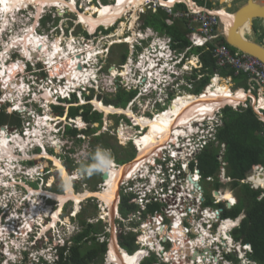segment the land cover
I'll return each instance as SVG.
<instances>
[{"label":"bare ground","instance_id":"bare-ground-1","mask_svg":"<svg viewBox=\"0 0 264 264\" xmlns=\"http://www.w3.org/2000/svg\"><path fill=\"white\" fill-rule=\"evenodd\" d=\"M76 1L75 0H68V1L66 0H0V29H1L0 37L1 38L3 37V40H5L4 36H2L4 30L5 29L10 30V31L13 30L11 26L14 24H17L16 22L19 20L17 17L15 18V15L20 18L27 17L23 15H21L23 17L19 16L20 14L19 11H22L23 8L24 10L25 8L28 9V11H31V9H34V10L36 9L35 10L36 14H34V16H36L35 18H37V15L41 14L44 7H47L48 9L46 10H49L51 8L49 6H54L56 7V11L58 12V15L61 16L64 12L67 11V9H65V5L69 8V10L76 12V9H75ZM145 1H149V0H113L112 4H108L103 7L102 6L97 7L95 4H92L91 0H84L83 4H86L84 7L85 11L82 13H77L78 15L77 22L78 23L82 22V27L87 28L88 31L91 32L92 29L96 27L98 24H102V26L104 25L105 27H107L105 28V30H110L108 28H115V23L119 21L118 19H120L121 16L124 18L129 17V22H128L129 25L127 26L131 30L132 35L128 38L127 42L124 41L122 43H119L117 41L118 44H128V42H132L134 40L135 38L134 36H136V32H137V30L133 29L134 21L137 18L136 9L137 7L143 6ZM158 1H160L162 4L166 6H172L176 2H184L185 4L188 5V7H191L196 10L200 9V7L194 4L193 2L194 0H158ZM225 11L226 10L224 9V7L214 9L212 11V13L220 16L222 23H224V26H225L224 30L227 29V27H229L230 22L233 19V16L230 15L229 12H225ZM129 12L130 14L128 15ZM246 23L245 22L242 23V25L239 28L240 32H242V28L246 25ZM124 25L125 23L124 21H122L120 23V28L117 30L119 33H122ZM100 27L98 28L100 29ZM149 30L146 32L147 34L146 36L152 35V38L150 40L151 45L147 44L146 47L143 46L145 47L144 49L145 53L143 56L141 55L142 57L140 56V58H138L137 61H134L131 57L127 59L123 67L124 69L122 70L123 75L119 78V79H122L126 84H131L130 76L134 74L135 72L141 73V75L146 76L144 78V80L146 81V86H147L146 91H148L149 88L156 85L158 82L160 84L165 83L169 79V76L167 75L165 78H162L160 76V71L163 70V72H167L169 71L171 66L174 64L168 61L167 54L169 55V51H167L165 44L161 42V39H158L157 41V39H155V36L153 35V32H150ZM33 31H35L33 26L31 27L28 26V29L26 30L25 34H22V35L13 34L11 36V39L9 41H6V44L4 41L1 40V42L4 43L5 47L0 50V55L2 58V60H0V83H3V85L5 86L6 84L9 85L6 89V93L4 94V97H8V98L15 97L17 101L16 103L18 104H19V101L23 99V95H24L23 89H26V88L30 89V83H26L23 80L18 78L20 75L18 74V72H16V67H14L15 62L11 59L12 58L11 56L17 55L18 60L22 61L23 58L25 57L24 54L27 53V50H26V47L24 48L20 47L22 56L20 54V50H17V51L13 50L10 52H8L7 50H8V47H12L11 45L12 40H15L14 42L18 44L27 42L28 35L34 34ZM137 34L140 36L139 38L144 37V33L139 34V31H138ZM109 35L113 36L111 33ZM9 36H10V32H9ZM35 36L39 39L41 37L40 35L36 33L33 37ZM121 38H124V37L123 36L120 38L118 37L117 40ZM72 39L73 38L67 39L64 45L62 44L61 37L56 38L54 41H51V42L49 41V48H46V46H43V50L35 51V52L37 51L46 52L44 53V55L40 56V58L42 57V59L40 58L32 59V60L37 59L38 62L44 63L46 68H49V72H53L54 75L57 76V78L59 79L63 76V73H62L63 71L60 69V65L64 63L65 64L64 67H65L66 63L70 65L72 63L71 62L72 60L76 61L75 71L74 73L71 74L69 78H65L66 82H61L60 80L59 81L57 80L56 85L53 87L50 86L51 83L53 84L52 80L44 81L42 84H38L41 78L38 77L33 71L23 66L24 74L26 76H29V78L31 79L33 78L32 83L34 84V87H36L35 88L36 91L40 89L41 90L44 89L46 91V92L42 91L43 94L41 93L42 98L40 99L45 101V102L43 101L42 102L46 103L47 105H50V104L65 105V106L71 105V104L74 105V104H77L79 100L81 101L79 102L80 103L79 105H84L85 99H87V96L92 95L93 90L96 89V92H97V91H104L107 89H111L110 80L104 78V77H107V74L103 73V75L100 76V74H102L101 68L97 70L95 68L96 66H98V64L95 61L97 59L96 58L97 53H95L94 50L96 49H93V51L88 50L85 56L84 55L80 56L82 55L80 54L81 49L78 48L76 44H74ZM45 43L46 42L44 41L42 44L44 45ZM4 49L6 50L4 51V54H2ZM2 55L6 56V58L3 59L4 56L2 57ZM26 55L29 57H33L32 55H29V54H26ZM6 62H8V66H4V63ZM137 63L138 65H136ZM9 68L10 70L8 71ZM21 71L22 70H20L19 73ZM108 71L107 73H109V76L115 77V80L117 77H119L118 73H113L111 69H109ZM142 82L143 80L140 82V84H142ZM33 84L31 86H33ZM64 89H65L66 97H63L62 95L58 94V91H61ZM84 90H86V92H84ZM67 93H68V96H67ZM142 95H146L145 92H143ZM2 97H1V100H2ZM248 98L252 100L255 99V101H257V98H255L254 96L252 97L248 95L246 91L242 90L241 88H237V90H231L228 87V83L225 82L224 80L219 81L218 77H215L213 78L212 81H209V83L204 87V89L198 94L197 93L193 94L192 92H184V93L178 94L177 96H174V99L172 100V103L169 104V107H165L163 112L157 111L158 113L155 112L151 114L150 116H145L147 112L146 110H144L146 108V104L144 106L142 105L143 113L141 115H135L134 112L130 109V107L129 108H117L113 105H103L101 102L97 100V96H95L94 98L95 100L93 99L94 105L98 109H101V111H103L104 113H121V112L123 113L124 112L128 118H131L133 123L129 126L134 128V130L126 129V126L121 125V126H118V129L115 132H116V135L118 136L117 138L120 139L121 143H125L127 141H133L134 147H137L138 157L131 163L124 162L117 169L114 166V164H112V170L106 173L107 176L103 178L104 185L95 191L86 189V190H83L82 192H75L72 186V180L76 179L75 176L70 177L67 174V172L64 170V168L60 167L61 172H62V177L64 179V189L65 190L63 193L53 194V196L55 197L57 196L56 197V199L58 200L57 202H59L61 205H64V203L67 200L73 199L76 202V205H75L76 210L74 211L75 213L77 212L78 207H79V202L82 199H86L88 197H97V199L99 200L102 206L101 207L102 211H100L101 214L103 216L104 215L106 216L108 214V218L112 219L113 216L117 215L115 213H117L116 209L118 205L117 203L118 202V185H119V182L122 181V179L126 176V173L128 172V170H130V175L134 174L135 172L145 173L146 171H148L147 169L148 164L146 163V160H144V159H148L146 155L148 154L150 156V154H152L154 151L160 154L164 152L165 148H167L166 142L168 139H172L174 141L175 137H178L179 135L184 136L185 133H187L188 131L186 128H188L191 131V123H190L191 121L193 120L202 121L208 115L209 116L207 118L211 119L212 116L214 115V112L218 108H220L222 105L224 104L236 105L239 103L243 104ZM91 99H92V96L89 98V100ZM55 101L57 102L55 103ZM255 101H253L254 105L258 104V108L264 107V97H262V95H260V98L257 103ZM31 102L33 103V100ZM40 107L42 108L41 105ZM188 112H191V113H188ZM185 113H188V115H184ZM36 116H38V114ZM45 116H47L46 119L48 120V122L49 120L51 121L53 120L55 122L56 120L60 118L59 116L53 115V114H45L43 116H38L36 118L34 114V116H32V119H36V120L38 119V121H40V119ZM65 118L66 117H64V119ZM209 121H212V120H209ZM138 125L139 126L141 125L142 128L145 129V131L141 133L138 132L137 131ZM36 126L37 125L33 126V129L31 131L29 127L25 135H19L18 133L16 134L12 133L11 135H9L8 133L5 132L4 129H1L0 131V185H1L0 187H4V190L6 191V194L4 195L8 197L9 199H12L15 193L17 194V192L15 191V188L13 187V182L11 181L8 182L9 179H6L4 177L7 175L13 174V171H14L13 167H15V169L18 168V165L14 163L17 159V155H16L17 148L21 150V152L24 155V153L26 152V145L28 143L33 142L34 144L35 143L44 144L43 134L46 132L41 130V127H42L41 125H38V127ZM56 147L58 148L57 142H56ZM175 153L176 152H174V154ZM42 156L47 157V158H50V157L52 158V156H50L44 150L37 157H42ZM6 160L9 162H7ZM138 160L139 162L137 163ZM59 162L58 164H60ZM6 166L13 170L9 172H5L4 167ZM27 173L34 174V173H37V170L34 167L29 168L27 170ZM150 178L151 180H153L152 176ZM253 181L257 185L264 188V171L255 174L253 176ZM191 183L193 184L194 182H191ZM188 187H190V185ZM10 193L12 194V197L9 196ZM46 193L48 192H44L43 189L33 190L31 187L27 188V195L25 196V200L28 199V202L32 205V208L31 209L25 208L29 215L27 216L26 210L24 212L25 215L22 213L21 217L24 220H26V221L23 220L24 221L23 223L25 222L29 223V221L33 219H38L40 222L42 221L43 217L50 216L49 215L50 210L48 206L45 205L43 207V204H42L43 198L40 197L41 194L46 195ZM222 199H230L234 201V197L232 196L231 192L223 195ZM19 202L20 201H17V205H19ZM35 203H37V205H35ZM47 208H48V211L46 210ZM207 212L209 213V211ZM207 212L205 213V216H207L211 220L210 216L212 215L208 214ZM35 213L37 214V218H33V216L36 217ZM57 214H58V211L55 214V216H57ZM177 214H178L177 212L171 214L170 218L173 220V222L176 223V225H179L181 216L177 217ZM198 214H202L203 216L204 213L199 212ZM17 216L18 214L15 215V213H13V214L8 215L9 218L7 217L8 222L12 223V227L10 225L5 226L3 228L0 227V237L4 238V242L2 243L3 244L2 245L3 255H5L6 258L9 260H13L14 258H16L18 251L20 250L21 242L16 241V240L9 241V239L5 237L7 233H9L7 230L9 228L14 227L13 219L18 218ZM172 216H174L175 218ZM208 218H205L204 220V218L201 217V220H198V221L199 222L207 221ZM56 219H58V217H56ZM56 219H54L52 223H47L43 227V231L41 230V232L39 233L42 234L44 230H46L47 228H51V227L54 228V226H56ZM236 222H237V219L223 220L220 223L221 226L219 225L220 226L219 234H223L224 237L229 239L230 237L226 236L228 235L227 229L235 225ZM27 223H26V226L28 225ZM172 224H173L172 226H174V223ZM155 225L159 229V225L154 224L153 227ZM191 230L197 233V235L194 237L195 240L192 239L189 242L191 244V246H189L190 252L193 250L192 245L195 247L202 246L201 248H204V251L199 254L193 251L192 259L189 263L192 264V263L198 262L199 264H212L211 262L212 260L215 262L217 258H214V257L212 258V252L210 250L208 251V249H211L209 248V246L211 245L210 243L213 242L210 236L205 237L206 235H208V233L199 232L198 228H195V227L192 228ZM143 231L147 235H149L148 238H150L154 234L150 232L146 227L143 228ZM223 231L225 234L222 233ZM174 232H178L179 234L183 233L181 226L172 228V233H173L171 235L172 237L175 235ZM218 235L216 236L217 239L219 238ZM110 240L111 242L109 246L112 252L109 251L108 259H111L112 261L114 260V262H116L117 264H138L139 262L138 259H140L142 251H137V252H134L132 255H130L123 248H120V246H117V244L115 245L116 238H115L114 230H112V237ZM174 242H177L181 246H184V243H185L182 240V237ZM207 242H209V246H206ZM175 247L176 246H174V248ZM5 248H7L6 250L7 252L4 251ZM175 251H176L175 252L176 256H181V252H182L181 249L180 250L177 249ZM206 251L208 252V256H206ZM166 260L171 261V256L166 257ZM189 263L183 262L182 264H189Z\"/></svg>","mask_w":264,"mask_h":264},{"label":"built area","instance_id":"built-area-1","mask_svg":"<svg viewBox=\"0 0 264 264\" xmlns=\"http://www.w3.org/2000/svg\"><path fill=\"white\" fill-rule=\"evenodd\" d=\"M193 2L195 5L200 7L199 10L188 7V5L186 9H175V4L179 2H176L172 6H166L158 0L147 1V7L153 9V12L157 8H162L164 11H166L168 15L171 16L165 19V22L167 24L172 23L173 17H183L187 20V27L189 29V32L186 34V36L190 41V46L185 47L184 51H182L181 53H177L178 58H180L183 53L190 47L204 45L206 49L211 50L212 57L214 58L215 65L217 67L212 74L211 81L213 80V78L218 77L219 81L224 80L227 83H231L230 75L223 78L224 75L220 74L219 71L220 69H232L234 75L243 74L246 76L248 87L241 88L242 90H245L248 95L252 97L254 96L255 98H260V95L264 97V63L260 59L249 53L243 52L239 49L231 50L227 46L216 42V39H218L220 35L219 15L212 13V11L207 9L205 5L200 6L196 0H194ZM150 4L152 6H150ZM145 5L146 4L144 3V6ZM136 19H138V16ZM150 32H153L156 35L155 39H157V41L158 39H161V42L165 44L166 48H168V46L171 47L172 39L170 36L160 34L159 32L151 29ZM146 35L147 34L144 33V37H141V40L136 39L135 41H133V43L137 41L142 43V40L146 37ZM149 45L151 44L149 43ZM171 51L172 53L177 52L175 48L171 49ZM167 56L171 57V52H169V55L167 54ZM193 66L198 68V66L196 65ZM189 69L190 68L188 66L183 65L184 74L181 73L178 75V71L174 68V66H171L168 72H173V76H170L168 72H163V70L160 71V76L162 78H165L167 75L169 76L168 80L173 82L170 85V88H176L180 85H184L189 89L191 88L189 86V83H192L193 81V79L191 78L192 72L186 74L187 70ZM191 69L193 68L191 67ZM145 77V75L143 76L141 75V73H137L132 78V80L135 82L136 86L143 80L144 91L146 94L145 96H147L148 91H146L147 86L146 81L144 80ZM200 77L201 75H198L196 77V80ZM168 80L165 83L160 84L158 82V85L156 84L152 86V88L157 87L159 91L157 93V98L147 97V100H149H146L148 104H150L151 101L153 104H157L162 99L161 93L164 92L162 88L168 84ZM120 82L124 83L126 89L130 88V84H126L123 80H121ZM161 86L162 88H160ZM184 92L190 91L178 90L172 93L170 89L168 92L170 103H172L174 96H177L178 94ZM191 92L193 93V90H191ZM142 96V93L138 91V93L128 102V107L132 106L134 101L138 100ZM141 105V110L139 112L140 114L134 113L135 115H141L143 113V107ZM250 105H252L253 107L256 106V110H261L262 112L264 111V107L258 108V104L254 105V102L251 99ZM163 106L169 107L167 103H164ZM235 106L236 105H233V107ZM153 113L155 112H152L151 114ZM146 115L148 114L146 113ZM207 117H205L202 121H191V131L186 128L188 131L184 136L179 135L178 137H175L174 141L172 139L167 140V148H165L164 152L160 154L154 151L152 154H150L149 157H147L148 159H144L148 164V171H146L145 173L135 172L134 174L130 175V170H128L126 176L122 179V181L119 182L118 199L120 200L121 195L130 196L129 201L135 204V209L126 214V216L124 217V215L120 213L118 207L119 215L113 216L111 221L108 218V214L106 216L104 215L106 218H108L109 221V226L105 229V232H111V230L114 229L117 230L116 234L121 232L122 235H138V239L133 240V242L137 245V248L131 253L133 254L134 252L142 251L140 259L142 257L150 256L151 254H153L156 259L153 264H172L171 261L166 260V257H168L171 253L174 254L176 252L172 248L174 241L171 239L170 235L161 236L159 233H157L156 235H154L156 244L153 246H149L148 243L144 242V240H141L140 236L144 227L152 226L154 224H158L162 228L171 230L169 224H172L173 220L170 217L171 214L175 212L178 213L177 216H181L180 223L182 227H184V229L187 231V237L192 235V238L194 240V235L196 234H194V231L191 230L192 227L201 229L200 225H197L199 222L198 220H201V218L197 215L199 212L206 213L207 211H209V213H207L213 216H210V223L201 221L203 223V228H205V230L208 232V235L212 239L219 234V228L221 226L220 223L223 220L237 218L221 216L224 208H229L236 204L237 198L233 192L231 193L234 197V201L216 197L214 192H220L219 190L222 189H214V191L212 190L213 193H211L210 201L207 202V197L204 194V188L201 184L202 180L214 181L215 177L217 181L222 184L230 181V177L227 175L225 168L227 165V162L224 160L225 143H219L216 139V130L220 125H222L221 111L217 109L211 119ZM128 119L129 123L124 124L125 126H129L133 123L131 118ZM117 129L118 127L116 128V130ZM137 131L141 133L145 131V129L140 126L139 129L137 128ZM115 136L117 137V135ZM119 142L121 143L120 140ZM130 143L134 150V155L129 163L133 162L138 157L137 147H134L133 141H130ZM210 143H213L219 148L217 155V158L220 161L219 172L216 176L208 175L206 177H202L201 171L198 167L197 155ZM174 152L176 153L174 154ZM138 162L139 160L137 161V163ZM112 164H114L117 169L123 163L118 164L113 161ZM261 168L262 167L260 166H255L253 168V171H262ZM151 176L153 177V180H151ZM101 181L102 183H100V187L104 185L103 179ZM240 181L249 184V186L252 188H257L258 186L253 181V176L251 173H249L244 179H241ZM191 182L194 183L192 184ZM189 185L190 187H188ZM222 191L224 192V190ZM227 204H229V207H227ZM152 206L156 207L153 210H149V208ZM101 207L102 206L100 205L98 216L104 218V216L100 214V211H102ZM242 216H244V214H241V217ZM126 217H129V219L137 217V220L134 221L133 224H128L123 229H121L120 227L118 228V220H123V218ZM235 226H239V223H235V225L227 229L228 236L230 237L229 239L223 238V236L220 234L219 236L221 237V243H219L218 241H213L209 246V248L211 249H208V251L210 250L212 252V255L217 257L216 264H258V262L249 257V255L253 252L251 245L243 244L240 241L234 240V238L232 237L231 232ZM222 233H224V231ZM117 238L119 241V235H117ZM185 238L186 237H184V240ZM166 239H168L170 242H167ZM167 248H169V251L165 252ZM152 250H154L153 253ZM200 250L201 249H195L194 252H197V254H199L204 251V248L202 249V251ZM236 254L240 259L239 261L233 260L234 258H236ZM190 256L192 257V255ZM111 262H113V264H117L114 261ZM192 264L199 263L196 262Z\"/></svg>","mask_w":264,"mask_h":264},{"label":"rangeland","instance_id":"rangeland-1","mask_svg":"<svg viewBox=\"0 0 264 264\" xmlns=\"http://www.w3.org/2000/svg\"><path fill=\"white\" fill-rule=\"evenodd\" d=\"M102 1H105L108 4H112V2H113V0H102ZM226 1L227 0H224V1L223 0H213L214 8L218 9V8H222V6L224 7ZM229 1L232 2L231 7L225 8V9L230 11V12H232L244 0H233V1L232 0H228L227 2H229ZM81 2H82L81 3L82 4V8H84L85 5H86V4H83L84 0H82ZM144 3L146 4L145 5L146 7L144 5L141 6V7H137L136 16H138V19H135L134 24H133L134 27L132 26L133 29L137 30V32L139 31V34H141L139 29L141 28V24H142L140 15L142 14V12L144 13L147 10L153 11V9L147 7V1H145ZM150 6H152V5L150 4ZM49 7H53V6H49ZM43 9H48V8L44 7ZM55 10L56 9L49 10L51 19L45 20L44 22L41 19L39 21L40 25L38 26L37 25V20H35L36 18L34 19V21L32 23H31L32 20L30 21V18L33 16L32 11H28V9H26V8L24 10V8H23L22 11H19V13H20L19 16L23 15V16H27V17L21 16L23 18H20V17L15 15V18L17 17L19 20L16 22L17 23L16 26H11L12 29H13V32L8 30V32H10V36L6 37L7 40L11 39L12 34H14V35L15 34H18V35L25 34L26 30L28 29V26H30V27L33 26L34 30H35V27H36V31L42 32V33L45 32L47 34V35H44V40L43 41H45V39L48 40V41H46V43L44 45H42L41 50H43V46H46V48H49V41L50 42L54 41L56 38H59V37L62 38V44H65V41L67 39L65 38V36H62V32H66V34L68 35V39L73 38L72 36L70 37V33H69L72 30H73V35H75V39L79 38V40L81 41L82 38H84V37L86 38V31L85 30H87V29L83 28L81 25H76L75 24V22H77V19H76L77 18V13L75 11L68 10V11L64 12L61 16H58V14L56 13ZM83 11H85V8H84ZM44 13H45V11L43 12V14ZM34 14H36V13H34ZM129 14H130V12L128 13V15ZM122 21H124L125 25L123 26L122 33H119L117 30L120 28V23ZM128 22H129V17L128 18L127 17L126 18H124V17L122 18V16H121L119 21L117 23H115V29H113V30H111V32H109L113 36H110L108 33L102 32L103 29L107 28L104 25L102 26V24H98L96 27H94L95 30L98 29L97 32L94 34V36L91 37V38L94 39V43H93V41L89 42L90 44H89V46H86V48L87 49L90 48V50L93 51V49H94L93 46H92L93 44H94V47H96L98 49L103 47L102 51H104V53L103 54L102 53L99 54V56L97 57L98 60H101V63H99V66H102V69H101L102 74H100V76L103 75V73L104 74L107 73V71L109 70L110 65H112V66H114V67L110 68L112 70V72L113 73H118V76L121 77L123 75L122 70L124 68L120 69L119 67L122 66V65H125L127 58L131 57L134 61H136L138 58H140L141 55L142 56L144 55V53H145L144 49L147 46V44H149L150 42L146 43V41H145L144 42L145 44H144L143 42L141 43V42L137 41V42H134V43H136V44H134L133 41H135L136 39H138V37H140L137 34V32H136V36H134L135 38L133 37L134 40L132 42H128V44H118V42L119 43H122L124 41L126 42L128 40V38L132 35V32H130L131 30L127 26V25H129ZM33 23L36 24V25H34ZM77 24H78V22H77ZM100 26H102V27H100ZM98 27L102 28V30H100ZM93 29H92V31H93ZM108 29H111V28H108ZM0 32H1V29H0ZM33 33H35V32L33 31ZM59 34H60V36H59ZM127 34H129L128 37H125V35H127ZM160 34H163V33H160ZM153 35L156 37V35L154 33H153ZM2 36H4V33L2 34ZM41 36L43 37V35H41ZM122 36L124 38H121V39L117 40L118 37L120 38ZM111 37H113V38H111ZM75 39L73 38L72 41L74 42ZM1 40L4 41L5 44H6V40H3V37L2 38L0 37V50L5 47L4 43H2ZM14 41L15 40H12V44H11L12 47H8V50H7L8 52L13 51V50H16V51L20 50L19 44L15 43ZM85 41H87V39H85ZM112 41H114L115 44L113 43L112 46H109L108 51L106 52L105 49L108 47L110 42L112 43ZM20 44H23V43H20ZM74 44H75V42H74ZM140 44H143L142 46H145V47L141 48ZM67 47H68V45H67ZM124 49L127 50V57H126V59L124 61L125 63L121 65L120 62H119V58H120L121 52ZM5 50L6 49L3 50L2 54H4ZM139 50H141V51H139ZM32 51H33V49H32ZM44 53H46V52L45 51H42V52L37 51V52H35L34 55L30 54L33 57L27 56L26 55L27 53L24 54V55H25L26 58L28 57V59L32 60L34 58H40V56L44 55ZM187 54L188 53H186L185 56L186 57L189 56L190 60H186V63H185L184 66H188L190 69L187 70L186 74L194 72V69H196V71L198 73L200 71V69H201V62H200L199 58L197 56H195V55L193 56L191 54H188V55ZM3 56L4 55H2V57ZM4 58H6V56H4L3 59ZM40 59H42V57ZM0 60H2L1 55H0ZM22 62H19V64H18V67H22V68H19V69L17 68L18 71L20 69L22 70L19 73L20 76L18 78L23 80L24 82L30 83L33 78L31 79V81H29V76H26L24 74V71H23L24 68H23ZM34 62L36 63L38 70L43 68V66H41V62L39 63L37 61V59H35ZM71 62L72 63L69 66L66 65L64 67V63L60 65V69L63 71L62 72L63 75H66V78H69L71 76V74L74 73V71H75L76 61L72 60ZM136 65H138V63ZM193 65L198 66V68L194 67ZM4 66H6V63H4ZM39 66H41V67H39ZM191 67H194V68L191 69ZM175 68H176V70L179 73L184 74L183 73L184 72L183 69H179L177 67H175ZM9 70H10V68L8 69V71ZM12 72H13V70H12ZM137 73L138 72H135L134 74H132L130 76V78H131L130 88L126 89L127 92L134 91V95L132 97H134L136 95L135 94V92H136L135 90L140 88V86H136L135 82L132 80V78ZM38 74L39 73L36 72L37 76H38ZM49 75H50V77H54L55 76L53 72H49ZM200 75H202V74H200ZM120 77H117L118 79L116 78V80L119 81ZM104 78L108 79V80H111V76H109V75H107V77H104ZM49 80L53 81V84L52 83L50 84L51 87L56 85V81L57 80L54 79V78H48V79L41 78V80L38 82V84H42L44 81H49ZM115 81H112V82L114 83ZM123 85H124V83H123ZM8 86H9L8 84H6V86H5V85H3V83H0L1 95L3 96L2 97V101L9 99L8 101H12V104H15L17 102L15 97H13V98L4 97V94L6 93V89H7ZM189 86L191 88L188 89L184 85H180V86H178L176 88H170L171 86L165 85V87L162 88V90L164 91L163 94H161L162 99L157 104H153L152 101H151L150 104L147 103V101H149V100H147V97L148 98L149 97L153 98L152 96L154 94V92H152V94H151V88H149L148 89V95L140 97L138 100L134 101L132 106H130V109L134 113L140 114L139 113L140 110H141L140 105H141V103H143L142 104L143 106L145 104L147 105L144 110L147 111L146 113L148 115H145V116H150L152 112H157V111L158 112H163V110L165 108L163 106V104L164 103L169 104V94H168L169 90L171 89L172 93H174V92H176L178 90H188V91L191 92V90L194 87V84L190 82ZM238 86H242V87L245 88L246 87V83H245L243 77L241 78V77H238V76H233V79L231 80L230 88H232V89L234 88L235 89ZM33 87H34V84H33V86H31V84H30V90H35L36 91V89H35L36 87H34V88ZM110 88L111 89H107V90H104V91L96 92V93H98L97 94V100L99 102H101V103L103 102L104 105H109V104H112L113 102L105 104V102L102 99V97L110 99L111 101L115 100V95H116V93L118 91V88H117L116 85H114L113 87L111 86ZM119 89H122V88H119ZM143 90H144V87H143ZM38 91H40V93H42V91L46 92L44 89H42V90L40 89ZM23 92H24V89H23ZM94 94H95V92H94ZM67 96H68V93H67ZM94 98H95V95L92 96V99H91L92 100L91 103L93 104V107L91 108V110L92 111L97 110V113H100V114H98V116L94 114V119L92 121H89V122H84L82 120V125L83 126H80V124L77 121H75V119H72V118L69 119L66 116L68 114H66V112H64L65 114L63 113V117H60L58 120H56L55 121L56 123H59L61 125H64L65 123H67L68 125H70V128H72V127H74L76 125L79 126V127H82V128H78L77 129L78 133L76 135H73V134L67 132L68 130H66L63 133L62 129H61L57 133L56 137L55 136L52 137V142H54V143H52L53 144L52 149H50L53 152L52 158L51 157L50 158L37 157L38 155L29 156L31 161L23 162L24 163V165H23L24 167H21V169L33 166V167L46 168L47 171H49V175L48 176H50V177L48 179H46L44 181V183H41L40 180H39V183L30 182V185L32 187H35V188L38 187L37 189H43L44 192H48V193H46V195H48L46 197H48V198H50L52 200L51 205L49 203H47L48 204L47 206H48V208L50 210V213L52 212V214H49L51 220L48 223H52V221H54V219H56V217H58L60 215V212H61V215H60L61 222L60 223H63L64 225H62L60 223L59 224L57 223V225L54 226L53 231H55V232L52 234L54 237H55V234H57V232H58L59 235H63V232H65V228H67L68 226H69L68 228H75L76 231L79 229L77 232L81 231V227H82L81 221L85 220L86 222L91 221L93 223L101 225L100 226L101 229L97 233H95L96 240L100 242V241L106 239V241L108 242L107 245H109L110 241H111V240L109 241V239H111L112 233L110 231H108L107 233L105 232V229L109 226V221H108V218H106V217H104L106 219H104V218L99 219L98 213H99V209H100L101 203L99 202V200L96 197H88L86 199H82L79 202L78 213L75 216H72L73 214H75L74 211L76 210L75 209L76 202L73 199H72L73 202L67 201V202L64 203V205H61L59 202H57L58 204H56L53 207L54 200L58 201L56 199L57 196L55 197V196H53V194H61L65 190L64 189V179L62 177V172H61V168L60 167L64 168V170L67 172V174L70 177L75 176L76 179L72 180V186H73V190L75 192H82L83 190H86V189L95 191V190H98V188H100L99 185H100V183H102V181H101L102 180L101 179V173H96V174H93V175L89 176V175L83 173V168L87 164L92 162L93 154L96 152V150L98 148H104V149L109 150L110 153H111L112 160L114 162L118 163V164L121 163V162L122 163L129 162L132 159L133 155H134V150H133V148L131 146L130 141H127V142L121 144L119 142L120 139L118 138L119 139L118 140L116 138L115 134H114V133H116L115 131H116V128L118 126H121V125H124L126 123H129V119L127 118L125 113L124 112L123 113L122 112L121 113H104L103 111H101V109H98L94 105V103H93L94 100H95ZM258 100H259V98H257V101H255V99L252 100V101H255L257 103ZM42 101H43L42 99L36 98V100H33V103L30 102L29 105L24 110L28 109L30 112L35 114L36 118L38 116H40V114H43V115L52 114L51 109H50V105L51 104L47 105L46 103H43L45 101H43V102ZM249 101H250V99L248 98L243 104L239 103L238 105L237 104L236 105L237 106H239V105H247V104L250 103ZM56 102L57 101H55V103ZM79 102H81V101L79 100L77 104H74V106H78L80 104ZM18 105L19 104L16 103V105H14L13 107H16V108L20 107ZM40 105L42 106V108L40 107ZM137 105H138V107H137ZM68 106L69 105L65 106L66 107V111L68 109ZM30 108H31V110H30ZM7 110L11 111V108H7ZM36 113L38 114V116H36L37 115ZM188 113H191V112H188ZM188 113H185L184 115H188ZM26 114H27V111L22 112L18 116L7 114L9 116V120H12V119H15V118L22 119V123L20 125L21 127L17 128L16 132L15 133L13 132L14 134L18 133L19 135H22V132H23L24 129L27 131V129L30 127V131H31L33 129V126H35V125H37L36 127H38V125H41L42 126L41 130L47 132V134L49 133L51 128H53V126L49 127V125H51V124H49L48 120L46 119L47 116L41 118L40 121H38V119L37 120L36 119H32V116L30 117V119H31L30 120ZM64 117H66V118L64 119ZM30 122H31V124H30ZM72 122H75V123H72ZM140 126L138 125V129L140 128ZM126 129H129V130L133 129L134 130V128H132L130 126H126ZM56 142L58 144V148L56 147ZM103 143H106L107 145H104ZM31 144H34V143L30 142V143H28L26 145V152L28 150V147ZM24 157H26V156L25 155H22L20 157L17 156L16 161L18 159L24 158ZM83 157H85L84 161L82 160ZM146 157H149V155L147 154ZM82 161H83L82 166H78V164H80V162H82ZM7 162H9V161H7ZM58 162L60 164H58ZM4 168H5L4 169L5 172H9V171L15 169V167H13V169H10L7 166L4 167ZM30 175H32V174H30ZM18 178H20V176ZM35 178H37V176H35L32 179H35ZM213 182L214 181H212V180H210V181L202 180V182H201V184L203 185L204 194H205L206 197L207 196L210 197L211 193H213V191L215 189L213 187ZM28 187H30V186L26 185V188H28ZM19 192L21 194L24 193L23 190H20ZM53 192H55V193H53ZM9 196L12 197V194L10 193ZM43 201L47 202L46 199H43ZM22 202H24V201H20L19 205ZM48 202H51V201H48ZM98 202H99V206H97ZM43 203L44 202H42V204ZM119 204H120V201L118 202V207H119ZM35 205H37V203H35ZM29 208L30 209L32 208L31 204H30ZM48 208L46 209L47 211H48ZM25 210L26 209H24L23 214H24ZM57 211H58V214H57V216H55ZM26 213H27V210H26ZM15 215H16V213H15ZM35 215H36V217L33 216V218H37V214L36 213H35ZM27 216H28V213H27ZM125 216L126 215H124V217ZM109 220L111 221L112 219L110 218ZM136 220H137V217H133L131 219H129V217H126V218H123V220H118V228L120 227L121 229H123L128 224H131V223L133 224L134 221H136ZM38 222H39V220H38ZM56 222H57V219H56ZM3 227L4 226H1V228H3ZM156 227L157 226L155 225L153 228H156ZM9 230H10V228L7 231L9 232ZM41 230L43 231V228ZM41 230H40V232H41ZM109 230H110V227H109ZM112 230H114V229H112ZM184 232H185V230H183V233H180L178 235L175 234L171 239H173V241H176V240H178V239H180L182 237V240H183ZM23 234H24L23 232H20L18 236L19 237L20 236L24 237ZM90 234L94 235V232H91ZM117 235L118 234H116L115 237H116V241L118 242ZM189 237H193V236L190 235ZM72 244H74L73 240H72ZM88 244H90L89 241H87L86 244H83L82 247H84L85 245H88ZM181 254H182V252H181ZM68 255H69V253H68ZM68 255L66 257H64L62 260H58L57 263L58 264H70V260H67L68 259ZM181 256H179V259L182 260L183 258H180ZM65 261H68V262H65ZM183 262H186V261H182V263ZM182 263L180 262V264H182Z\"/></svg>","mask_w":264,"mask_h":264},{"label":"trees","instance_id":"trees-1","mask_svg":"<svg viewBox=\"0 0 264 264\" xmlns=\"http://www.w3.org/2000/svg\"><path fill=\"white\" fill-rule=\"evenodd\" d=\"M196 1L201 5L206 1L207 7H211V2L208 0ZM175 9H186V5L183 2L176 3ZM140 16L142 27H150L159 33L170 36L173 42L172 47L177 51L178 49L182 50L183 48L190 46V41L186 36L189 29L185 18L173 17L172 23L167 24L165 19L170 15H168V13L162 8H157L154 12L147 10L144 13L142 12ZM216 42L234 50L233 47L225 42L223 37L218 38ZM187 53H192L198 56L201 62V69L198 72L199 74H202L201 77L196 81L193 79L196 78L198 74L196 70H194V73L191 75V78L193 79L192 83L194 84L193 92L199 93L203 86L208 83L211 75L217 67L214 58L212 57L211 50L206 49L204 46H192ZM126 56L127 50L124 49L121 52L119 62H124ZM16 72L19 74L18 70H16ZM219 73L222 75H234L232 69H220ZM234 76L243 77L245 81V75L243 74ZM84 92H86V90H84ZM133 94L134 91L127 92L126 90L119 89L115 95L114 101L105 97H102V99L105 104L113 102L112 104L115 106L124 107ZM91 96H93V94L87 96V99ZM102 104L104 105L103 102ZM91 108L92 106L89 103L78 106L71 104L68 106L67 111L65 105H50L53 115L62 117L63 113L66 112V114H68L67 117L78 121L80 126H83L82 120L89 122L94 119V114L97 116L100 114L95 110L92 111ZM221 114L222 125L216 130V139L219 143H225L224 160L227 162L225 168L227 175L230 177V181L222 184L215 179L213 187L215 189H224L225 191H215L214 194L216 197L222 199L223 195L230 193L231 191L236 193V204L232 207L224 208L221 216L235 218L241 213L244 214L239 226L232 230V237L243 244L249 243L253 251L250 254L252 259L258 262V264H264V194L260 196L261 193H263V190L261 188H252L247 183H242L240 181L246 177L253 166L262 165L264 167V121L258 118L257 114L249 104L239 105L236 108L225 105L221 109ZM6 123L20 127L21 119L15 118L9 120V116L0 109V125ZM65 125L66 130H68L67 132L73 135L78 133L76 128H70L68 124ZM103 144L107 145L106 143ZM218 151V146L210 143L197 155L198 167L203 177L208 175L216 176L218 174L220 167V161L217 158ZM83 161L80 162L78 166H82ZM129 199L130 196L128 195H121L120 197L119 210L122 215H126L135 209V204L130 202ZM209 201L210 197L207 196V202ZM155 207L156 206H152L149 210H153ZM81 224V231L73 237L74 244L69 247L67 260H70V264H98L103 259L106 244L105 242L97 241L96 236L91 235L90 233L97 229L99 231L101 225L86 222L85 220H82ZM162 229L163 228L159 226V230L165 234L166 229ZM183 230L184 229H182V231ZM175 233L176 232H174V234ZM118 235L120 246L129 252L132 251L135 247L133 242L135 239L134 235H122L121 232H119ZM87 241H89L90 244L82 247ZM154 260L153 257H150L141 264H151Z\"/></svg>","mask_w":264,"mask_h":264},{"label":"clouds","instance_id":"clouds-1","mask_svg":"<svg viewBox=\"0 0 264 264\" xmlns=\"http://www.w3.org/2000/svg\"><path fill=\"white\" fill-rule=\"evenodd\" d=\"M67 1V0H66ZM76 1V0H75ZM180 3V2H179ZM184 3V2H183ZM185 4V3H184ZM186 5V8H187V4ZM200 6H202L201 4H199ZM207 7V6H206ZM34 8V7H33ZM52 9H54V6L52 7ZM207 9L213 11L212 9H210V7H207ZM32 11V14L33 16L30 18V21L32 20V22L34 21L35 19V16H34V13H35V10L34 9H31ZM45 11V13L43 14V12ZM68 11V10H67ZM123 18V17H122ZM220 18V16H219ZM43 20V22L45 20H48V19H51L50 18V11L49 10H46V9H43L42 10V13L41 14H38L36 20H37V25L39 26L40 23L39 21L40 20ZM77 19V18H76ZM119 20V19H118ZM31 22V23H32ZM142 23V22H141ZM76 25H81V23H78L75 22ZM220 24H221V18H220ZM17 24H14L12 26H16ZM70 28V27H69ZM145 28V29H144ZM149 29L153 30L152 28L150 27H141L139 30H142L140 31L141 33H146ZM150 31V30H149ZM36 34L38 35H47L45 32H38L36 31V27H35V31H34ZM4 39L6 41H9L7 40L6 37L9 36V32L7 29L4 30ZM70 33V37L72 36L74 39H75V35H73V30ZM88 34V35H87ZM94 32H89L88 30H86V38H82L81 41H85V39H87L86 42L84 43H81L80 45L82 44H90L89 42L90 41H93L94 43V39L91 38L92 36H94ZM13 35V34H12ZM129 34L125 35V37H127ZM62 36H65L66 39H68V35L66 34V32H62ZM220 37H223L222 36V33L220 32V35H219V38ZM152 38V35H149V36H146L142 42L144 43L146 41V43H149L150 40ZM188 38V37H187ZM138 39L141 40V38L138 37ZM217 40V39H216ZM74 41H80L79 38L78 39H75ZM145 44V43H144ZM173 44V42H172ZM64 45V44H63ZM92 45V44H91ZM143 44L140 45V47L142 48ZM94 49V52L97 53V56L96 58L99 56V54H103L104 51H102L103 47H101L100 49L94 47V44L92 45ZM201 46H204V45H201ZM167 51L171 52V57L167 56L168 57V61L169 62H174V64L172 66L177 67L179 69H183V65H185L186 63V60H190L189 56H185V54L187 53V51H185L183 53V55L178 58V55L177 53H181L182 51H184L185 48H183L182 50H179L177 52H173L171 51V49H174L171 45L168 46V48H166ZM142 50V49H141ZM139 50V51H141ZM235 50V48H234ZM100 51V52H99ZM191 55L194 56V54L190 53ZM196 56V55H195ZM198 57V56H197ZM128 59V58H127ZM35 60H31V59H28L26 57L23 58V62H22V65L24 67H26L27 69L33 71L35 74L36 72H38V77L40 78H43V79H48V78H54L56 80H60L61 82L62 81H65L64 78H57V76H54V77H50L49 75V68H46V66L44 65V63L41 62V66H43L42 69H37V65L36 63L34 62ZM127 61V60H126ZM40 63V62H39ZM39 66V67H41ZM111 66V65H110ZM194 68V67H192ZM176 69V68H175ZM196 70V69H194ZM168 72V71H167ZM197 72V71H196ZM170 76H173L174 73L173 72H168ZM194 72L191 73V75L193 74ZM181 74L178 72V75ZM199 74V73H198ZM197 74V76H198ZM200 75V74H199ZM196 76V77H197ZM228 76V75H227ZM212 77V75H211ZM211 77L209 79V81H211ZM230 79L232 80L233 79V76L230 75ZM224 78V77H223ZM195 81H196V78H193ZM122 79H120L119 81H115L114 83L111 82L110 85L113 87L114 85L117 86L118 90L119 88H122L123 90H126L125 86L123 85L122 82H120ZM169 81V80H168ZM208 81V83H209ZM245 82H246V76H245ZM144 82H142V84H138L137 86H140V88L136 89L135 91V94L139 92L143 93L145 92L143 90V85ZM173 82L172 81H169L167 86H170ZM207 83V84H208ZM206 84V85H207ZM230 82L228 83V87L230 88ZM247 84V82H246ZM158 85V84H157ZM204 85L203 88L201 89V91L204 89V87L206 86ZM247 86V85H246ZM248 87V86H247ZM26 88V87H25ZM162 88V86L160 87ZM237 88H243L242 86H238L236 87L235 89ZM246 88V87H245ZM194 89V87H193ZM192 89V90H193ZM232 89V88H230ZM234 89V88H233ZM158 88H152L151 87V94L152 92H154L153 96L152 97H156L157 98V93H158ZM200 91V92H201ZM199 92V93H200ZM161 93V92H159ZM194 93V92H193ZM163 94V93H161ZM196 94V93H194ZM198 94V93H197ZM134 95V94H133ZM145 96V95H143ZM142 96V97H143ZM1 97L2 95L0 94V109H2L6 114H9V115H14V116H18L19 114H21L22 112H25L27 111V116L28 118L30 119L31 116H34V113L30 112L28 109L27 110H24L28 105L29 103L32 101V100H36V98H42L41 96V93L38 92V91H35V90H30L28 88L24 89V96H23V99L19 101V105L20 107H13L15 104H12V101H8V100H1ZM133 98V97H131ZM130 98V99H131ZM16 102V101H15ZM129 102V100H128ZM128 102L126 103V105L124 107H121V106H115L117 108H129L128 107ZM250 102V101H249ZM32 103V102H31ZM86 103H89L92 107H93V104L91 103V100L89 99H85V104ZM143 104V103H141ZM169 104H170V101H169ZM168 104V105H169ZM225 105H229L231 107H233V105L231 104H224L222 105L219 109V111H221V109L225 106ZM238 105V104H237ZM237 105L233 108H236ZM250 105V103H249ZM252 109L254 110L255 107H253L251 105ZM7 108H11V111H8ZM31 110V108H30ZM97 111V110H95ZM260 111L263 115H264V111L262 112L261 110H258ZM255 112V111H254ZM38 113V112H37ZM40 114V113H39ZM40 116H43V114H40ZM258 116V115H257ZM258 118L260 120H262V118H260L258 116ZM31 120V119H30ZM84 121V120H83ZM214 121V120H213ZM264 121V120H262ZM86 122V121H84ZM21 123H22V119H21ZM75 123V122H73ZM31 124V122H30ZM49 124H51V126H53V128H51V130L49 131V133L47 134L44 133L43 134V139H44V144H41V143H35V144H31L29 147H28V150L27 152L24 153V155L26 157L24 158H20L18 159L17 161H15L14 163H16L18 165V168L17 169H14V172L12 175H7L5 176L4 178L6 179H9L8 182H13V187L15 188V191L17 192V194L15 193V195L13 196L12 199H9L8 197H6L4 194H6V191L4 190V187H0V227L1 226H8L10 225L12 227V223H9L8 222V219L6 220V218L8 217L9 214H13V213H16L18 214V218H15L14 219V227L13 228H10L9 230V233H7V235L5 237H7L10 240H16V241H19L21 242L20 243V250L18 251V254H17V257L14 258L13 260H9L6 258L5 255H3V249H2V243L4 242V238L0 237V264H58V260H62L64 257H66L69 253V247L72 245V240H73V237L79 233L75 230V228H65V232H63V235H59L58 232L57 234H55V237H53V233L55 231H53V227L51 228H47L42 234H39L40 230L51 220L50 219V216L48 217H43L42 221L38 222L37 219H33L31 221H29V223L25 222L23 223L24 220L21 215L24 211L25 208H29L30 207V204L27 200H25L23 197H25L27 195V188L25 185H29L33 190H37L38 187H32L30 185V182H36V183H39V180L41 183H44V181L46 179H48L50 176L49 175V171H47L46 168H42V167H34V168H40V173L41 175H30L29 173H27V170L29 168H33V166H30V167H26V168H23L21 169V167H24V163L23 162H27V161H31L30 160V157L29 156H33V155H39L42 153V151H46L50 156L53 155V152L50 150L52 149L53 147V142H52V137H56L57 133L62 129V132L64 133L66 131V125H61V124H58L56 122H54L53 120H49ZM3 126V128L1 127ZM70 127V125H68ZM21 127V126H20ZM50 127V126H49ZM19 128L17 126H14V125H11V124H2L0 125V131L1 129H4L6 133H8L9 135H11L13 132L15 133L16 132V129ZM25 128V127H24ZM72 128H76V130L78 128H82V127H78L77 125L72 127ZM44 130V129H43ZM26 134V130L24 129L23 132H22V135H25ZM116 135V133H114ZM117 138V137H116ZM80 139V138H79ZM65 144V143H64ZM18 157L22 156L23 153L21 152V150H19L17 148V154H16ZM87 155V154H86ZM44 157V156H42ZM85 157L82 158V160H84ZM112 157H111V153L109 150L107 149H104V148H98L96 150V152L93 154V160L91 163L87 164L84 168H83V173L84 174H87L89 176L93 175V174H96V173H108L109 171L112 170ZM255 166H260L262 167V171H253V168ZM251 168V170L248 172L252 174V176H254L255 174L257 173H260V172H263L264 171V167L262 165H255ZM247 174V175H248ZM246 175V176H247ZM20 176V178H18ZM35 176H37V178L35 179H32L34 178ZM203 177V176H202ZM102 179V178H101ZM216 179V177L214 178V180ZM244 179V178H243ZM217 180V179H216ZM219 182V181H218ZM243 183V182H242ZM256 184V183H255ZM249 185V184H248ZM16 186V187H15ZM20 187V188H19ZM257 188H261L263 190V193H261L260 196H262L264 194V188L261 187V186H257ZM255 188V189H257ZM20 190H23L24 193L23 194H20ZM224 190V189H223ZM225 191V190H224ZM230 191V190H229ZM233 192V191H231ZM55 193V192H53ZM235 195L236 193L233 192ZM40 197H42L43 199H46L47 202L44 201L43 205L45 206L47 203H49L51 205L52 203V200L48 197H46V195L44 194H41ZM237 198V196H236ZM21 200H25L24 202H22L20 205H17V201H21ZM54 200V199H53ZM48 201H51V202H48ZM67 201H71L72 200H67ZM66 201V202H67ZM57 204V201L54 200V204H53V207ZM98 206V205H97ZM73 211V210H72ZM42 212V211H40ZM44 213V212H42ZM78 213V210L75 214H73L72 216H75L76 214ZM52 214V212L50 213ZM243 214V213H241ZM241 214L239 216H237V222L236 223H239L240 224V221L242 219L241 217ZM29 215V214H28ZM60 215H61V212H60ZM60 215L58 216V219H57V222H56V225L57 223L59 224L61 222V218H60ZM46 216V215H45ZM240 218V219H239ZM100 219V218H99ZM24 220V221H23ZM90 223H93L91 221H88ZM26 223L28 224L26 226ZM6 224V225H5ZM62 225H64L63 223H60ZM236 227V226H235ZM234 227V228H235ZM233 228V229H234ZM23 230V233H24V237L22 236H18L20 232H22ZM62 232V231H61ZM107 233V232H106ZM134 235V234H133ZM135 239H138V235H134ZM192 238V237H191ZM193 239V238H192ZM235 240V239H234ZM167 242H170L168 239H166ZM100 242H105L106 244V249L104 251V254H103V259L100 263L98 264H113V262H111L112 260L111 259H108V256H109V245L108 242L106 241V239L100 241ZM116 242V241H115ZM118 244V246H120V243L119 241L115 243V245ZM244 244H249V243H244ZM134 249L132 251H127L125 248H123L122 246H120V248H123L128 254H132L131 252H133L136 248H137V245L134 243ZM117 247V246H116ZM7 248L4 249L5 252ZM169 251V248L166 249L165 252H168ZM154 252V250H152V253ZM197 253V252H196ZM150 257H153L155 259V257L153 256V254H151L150 256H145V257H142L141 259H139V262L138 264H141L143 261H145L147 258H150ZM250 258H252L250 255H249ZM234 258V257H232ZM234 261H239L240 259L237 257V254H236V258L233 259ZM114 261V260H113ZM156 259L153 261L155 262ZM153 262L151 264H153ZM161 264V263H159ZM162 264H166V263H162Z\"/></svg>","mask_w":264,"mask_h":264},{"label":"flooded vegetation","instance_id":"flooded-vegetation-1","mask_svg":"<svg viewBox=\"0 0 264 264\" xmlns=\"http://www.w3.org/2000/svg\"><path fill=\"white\" fill-rule=\"evenodd\" d=\"M68 1V0H67ZM92 2V4H95L97 7H100V6H106V5H108V3L107 2H105V1H102V0H92L91 1ZM76 5H75V9H76V13H82V11L84 10V8H82V4H81V1L80 0H77L76 1V3H75ZM80 4V5H79ZM52 9V7L49 9V10H51ZM54 9H56V7H54ZM65 9H67V10H69V8L65 5ZM56 11V10H55ZM84 12V11H83ZM56 13L58 14V12L56 11ZM59 16V15H58ZM78 16V15H77ZM263 21V23H264V20H262ZM79 23H81V26H82V22H79ZM87 29V28H86ZM113 29H115V28H111L110 30H105V29H103L102 30V28H100V30H102V32H104V31H106V32H104V33H108V34H110L109 32L111 31V30H113ZM88 30V29H87ZM98 30V29H97ZM97 30H94L93 29V31H94V33H96L97 32ZM10 31V30H9ZM86 31V30H85ZM12 32H13V30H12ZM131 32V31H130ZM35 35V33L34 34H32V35H28V39H27V42H23V44H19V47H26V50H27V54H34V52L36 51V50H40L41 51V47H42V43L44 42L43 40H44V38L41 36L40 37V39L39 38H37L36 36L35 37H33ZM47 38V37H46ZM260 38V40L261 41H263L264 42V34L262 35V36H260L259 37ZM48 41V40H47ZM45 42H46V39H45ZM75 42V44L78 46V48H80L81 49V53L80 54H82V55H80V56H85L86 54H87V51L88 50H90V48L89 49H87L86 48V46H89V44H82V45H80L81 43H84V42H86V41H74ZM90 42H92V41H90ZM127 42V41H126ZM112 43H113V41H112ZM111 42H110V44L108 45V47L105 49L106 50V52L108 51V48H109V46H112L111 44H112ZM32 49H33V51H32ZM100 52V51H99ZM22 52H21V50H20V54H21ZM21 56H22V54H21ZM12 58V60L15 62V64H14V67H16V70H17V68L19 69V68H22V67H18V64H19V62H22V61H20V60H18V58H17V55H13V56H11ZM127 57V56H126ZM96 61V63L98 64V66H99V63H101V60H98V58L95 60ZM125 62H120V64L122 65V64H124ZM65 65V64H64ZM66 65L68 66L69 64L68 63H66ZM71 65V64H70ZM6 66H8V62H6ZM20 66V65H19ZM96 66L95 68H96V70L97 69H99V68H101L102 69V66ZM124 67V65H122V66H120L119 68L120 69H122ZM21 70V69H20ZM19 70V71H20ZM121 72V71H120ZM107 75H109L108 73H106ZM120 77V76H119ZM61 78H66V75H63ZM60 78V79H61ZM111 80L113 81V80H115V77H112L111 76ZM110 80V82H112ZM29 81H31V78H29ZM62 82H66V81H62ZM26 83H28V82H26ZM32 83V81L30 82V84ZM33 84V83H32ZM31 84V85H32ZM94 92H95V94H94ZM97 92H99V91H97ZM58 94H60V95H62L63 97H66L65 96V89L64 90H61V91H58ZM93 96L95 95V96H97V94L98 93H96V89L95 90H93ZM40 168H36V170H37V173H34V175L36 174V175H41V173H40V170H39ZM24 199H25V197H23ZM97 198V197H96ZM119 200V199H118ZM21 201H23V200H21ZM28 201V200H27ZM42 202H44V201H42ZM118 203V202H117ZM46 205H48V204H46ZM44 207V206H43ZM99 214V213H98ZM100 214H101V212H100ZM117 215H119V213H118V205H117ZM200 218L201 217H203L204 218V220H205V218H208L207 216H205V213L203 214V216H202V214H197ZM178 217V216H177ZM99 218L101 219V218H103V217H100L99 216ZM205 222V221H204ZM207 223H210L211 222V220H210V218H208L207 219V221H206ZM174 223V226H172L173 224H169V226L171 227V230H168V229H166L165 231H166V233L165 234H163L162 233V231L161 230H159L157 227L156 228H153V225L152 226H148V227H146L150 232H152V233H154L150 238H148V236L149 235H147L143 230H142V234H141V236H140V239L141 240H144V242H146V243H148V245L149 246H151V245H155L156 244V240H155V236L154 235H156L157 233H159L161 236H163V235H172L173 233H172V228H174V227H178L179 225L181 226V228L182 229H184V227H182V225H181V223L179 222V225H176V223L175 222H173ZM96 224V223H95ZM197 225H200V228L201 229H198L199 230V232H206V233H208L206 230H205V228H203V223L200 221ZM69 227V226H68ZM192 228H194V227H192ZM164 229V228H163ZM185 230V229H184ZM117 230H114V232H115V235H116V232ZM98 232V229L97 230H95L94 231V236H95V233H97ZM112 232V231H111ZM187 231L185 230V232H184V237H186L185 238V240H184V237H183V241L185 242L184 243V246H181V245H179L177 242H174L173 243V249L174 250H177V249H181V251H182V256L180 257V258H183L182 260L181 259H178L179 258V256H176V253H174V254H170L169 256H171V261H172V263L173 264H179L180 262L182 263V261H186L187 263H189L190 261H191V259H192V257L190 256V255H192L193 254V251L195 250V249H201L200 251H202V249L203 248H201L202 246H197V247H195V246H193L192 245V247H193V250L190 252V250H189V246H191V244L189 243V241L190 240H192V238H189V237H187V233H186ZM175 234H179L178 232H176ZM194 234H196L197 235V233H195L194 232ZM228 234V233H227ZM196 235H194V237L196 236ZM220 235V234H219ZM218 235V236H219ZM222 236H223V234H221ZM207 236H209V235H206L205 237H207ZM226 236H228V235H226ZM172 237V236H171ZM211 238V237H210ZM210 238H208V239H210ZM223 238H226V237H224L223 236ZM212 239V238H211ZM217 238L215 237V238H213L212 239V241H215V242H219V243H221V237L219 236V238L216 240ZM227 239V238H226ZM111 242V241H110ZM232 243V242H231ZM188 245V246H187ZM117 246H118V244H117ZM174 246H176L175 248H174ZM184 247V248H183ZM109 251L110 252H112L111 250H110V246H109ZM206 256H208V252L206 251ZM178 257V258H177ZM213 257H216V256H213L212 255V258ZM217 258V257H216ZM176 259V260H175ZM178 259V260H177ZM212 262V264H216L217 263V260L214 262L213 260L211 261ZM190 264V263H189Z\"/></svg>","mask_w":264,"mask_h":264},{"label":"water","instance_id":"water-1","mask_svg":"<svg viewBox=\"0 0 264 264\" xmlns=\"http://www.w3.org/2000/svg\"><path fill=\"white\" fill-rule=\"evenodd\" d=\"M229 13L233 16L229 27L224 30L225 26L221 20L219 28L225 42L235 49L257 57L264 63V42L259 38L264 34V23L262 21L264 20V0H246L237 9ZM244 22L247 23L240 32L239 28ZM111 67L114 66L111 65L109 69ZM254 111L260 118H264L260 111L255 108ZM1 127L3 128V126ZM106 176V173L101 174L102 179ZM227 207H229V204H227Z\"/></svg>","mask_w":264,"mask_h":264},{"label":"crops","instance_id":"crops-1","mask_svg":"<svg viewBox=\"0 0 264 264\" xmlns=\"http://www.w3.org/2000/svg\"><path fill=\"white\" fill-rule=\"evenodd\" d=\"M208 1L211 2V7H210V9L214 10L215 8H214V4H213L214 2H213V0H208ZM223 1H224V0H223ZM227 1H228V0H227ZM227 1H226V2H227ZM232 1H233V0H232ZM245 1H246V0H244L243 2H241L240 5H241L242 3H244ZM226 2H225L224 9H225V8H229V7H231V4H232L231 1H229V3L227 2L228 4H227ZM203 5L207 6L206 1H204ZM222 7H223V6H222ZM236 9H237V8H236ZM225 10H226V9H225ZM226 11H228V10H226ZM226 11H225V12H226ZM228 12H230V11H228ZM226 76H227V75L224 74L223 77L225 78ZM233 76H234V75H233ZM217 80H218V79H217ZM245 83H246V82H245ZM243 88H244V87H243ZM236 90H237V89H236ZM239 90H240V89H239ZM239 219H240V218H239ZM210 244H211V243H210ZM206 246H209V242H207Z\"/></svg>","mask_w":264,"mask_h":264},{"label":"snow or ice","instance_id":"snow-or-ice-1","mask_svg":"<svg viewBox=\"0 0 264 264\" xmlns=\"http://www.w3.org/2000/svg\"><path fill=\"white\" fill-rule=\"evenodd\" d=\"M198 43H199V41H198Z\"/></svg>","mask_w":264,"mask_h":264}]
</instances>
